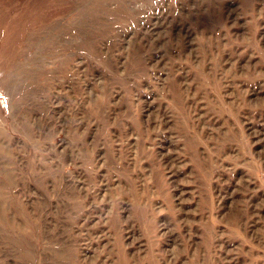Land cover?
Here are the masks:
<instances>
[{
  "label": "rangeland",
  "instance_id": "obj_1",
  "mask_svg": "<svg viewBox=\"0 0 264 264\" xmlns=\"http://www.w3.org/2000/svg\"><path fill=\"white\" fill-rule=\"evenodd\" d=\"M0 264H264V0H0Z\"/></svg>",
  "mask_w": 264,
  "mask_h": 264
}]
</instances>
